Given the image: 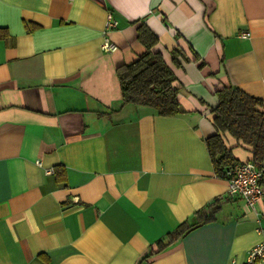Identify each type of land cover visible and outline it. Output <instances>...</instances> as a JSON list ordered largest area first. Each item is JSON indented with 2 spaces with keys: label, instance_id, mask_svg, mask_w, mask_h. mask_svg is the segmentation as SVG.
I'll use <instances>...</instances> for the list:
<instances>
[{
  "label": "crops",
  "instance_id": "obj_1",
  "mask_svg": "<svg viewBox=\"0 0 264 264\" xmlns=\"http://www.w3.org/2000/svg\"><path fill=\"white\" fill-rule=\"evenodd\" d=\"M141 22L181 113L121 105L116 67L144 51ZM228 84L264 98V0H0V264H137L213 204L214 219L146 264H244L264 242V196L229 195L204 141Z\"/></svg>",
  "mask_w": 264,
  "mask_h": 264
},
{
  "label": "trees",
  "instance_id": "obj_2",
  "mask_svg": "<svg viewBox=\"0 0 264 264\" xmlns=\"http://www.w3.org/2000/svg\"><path fill=\"white\" fill-rule=\"evenodd\" d=\"M136 31L144 51L132 61L116 67L121 105L147 107L160 116L183 112L178 99L180 87L175 85L176 76L162 54L153 50L158 36L145 22H141ZM171 53L176 65H180L177 55L188 60L178 46ZM216 95L217 104L210 111V120L216 131L204 139L215 174L228 179L227 171L238 164L228 137L251 152L247 161L264 168V98L251 96L231 84L219 88ZM218 208L217 204H213L195 211L191 221L180 223L159 239L156 250L148 252L137 264H146L148 257L165 250L190 229L214 219Z\"/></svg>",
  "mask_w": 264,
  "mask_h": 264
},
{
  "label": "built area",
  "instance_id": "obj_3",
  "mask_svg": "<svg viewBox=\"0 0 264 264\" xmlns=\"http://www.w3.org/2000/svg\"><path fill=\"white\" fill-rule=\"evenodd\" d=\"M117 25L116 20L109 15L105 24L106 30H110ZM239 36L247 38L248 31L239 32ZM101 48L104 52H113L117 49L114 42L109 37H105ZM39 164V162H38ZM50 169H46L49 172ZM228 194L236 195L245 200L249 206H253L264 196V168L257 167L251 161L236 164L227 171ZM228 264H235L231 261ZM244 264H264V242L257 243L248 249Z\"/></svg>",
  "mask_w": 264,
  "mask_h": 264
}]
</instances>
